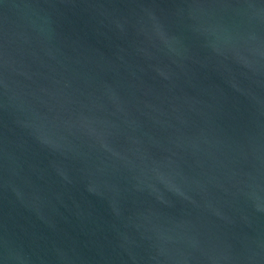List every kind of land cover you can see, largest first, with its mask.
Instances as JSON below:
<instances>
[{"label": "water", "instance_id": "water-1", "mask_svg": "<svg viewBox=\"0 0 264 264\" xmlns=\"http://www.w3.org/2000/svg\"><path fill=\"white\" fill-rule=\"evenodd\" d=\"M0 264H264V0H0Z\"/></svg>", "mask_w": 264, "mask_h": 264}]
</instances>
